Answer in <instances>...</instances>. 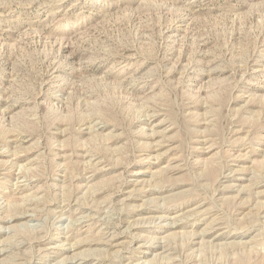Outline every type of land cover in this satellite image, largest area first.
Returning <instances> with one entry per match:
<instances>
[{
    "label": "rangeland",
    "instance_id": "1",
    "mask_svg": "<svg viewBox=\"0 0 264 264\" xmlns=\"http://www.w3.org/2000/svg\"><path fill=\"white\" fill-rule=\"evenodd\" d=\"M0 264H264V0H0Z\"/></svg>",
    "mask_w": 264,
    "mask_h": 264
},
{
    "label": "bare ground",
    "instance_id": "2",
    "mask_svg": "<svg viewBox=\"0 0 264 264\" xmlns=\"http://www.w3.org/2000/svg\"><path fill=\"white\" fill-rule=\"evenodd\" d=\"M26 214V213H25ZM20 217H21V215H20ZM19 247V246H18ZM73 261V260H72Z\"/></svg>",
    "mask_w": 264,
    "mask_h": 264
}]
</instances>
